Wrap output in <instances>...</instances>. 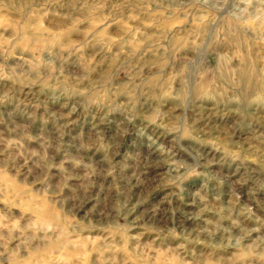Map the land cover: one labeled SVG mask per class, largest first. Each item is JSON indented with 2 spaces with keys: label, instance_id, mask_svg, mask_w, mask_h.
Returning <instances> with one entry per match:
<instances>
[{
  "label": "rangeland",
  "instance_id": "rangeland-1",
  "mask_svg": "<svg viewBox=\"0 0 264 264\" xmlns=\"http://www.w3.org/2000/svg\"><path fill=\"white\" fill-rule=\"evenodd\" d=\"M0 264H264V0H0Z\"/></svg>",
  "mask_w": 264,
  "mask_h": 264
},
{
  "label": "bare ground",
  "instance_id": "bare-ground-1",
  "mask_svg": "<svg viewBox=\"0 0 264 264\" xmlns=\"http://www.w3.org/2000/svg\"><path fill=\"white\" fill-rule=\"evenodd\" d=\"M69 125V124H68ZM150 130V129H149Z\"/></svg>",
  "mask_w": 264,
  "mask_h": 264
}]
</instances>
